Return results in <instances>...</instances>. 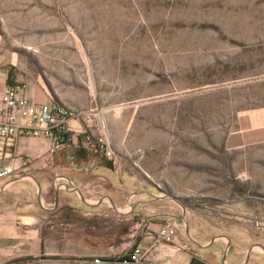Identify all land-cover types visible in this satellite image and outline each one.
I'll return each instance as SVG.
<instances>
[{"label":"rangeland","instance_id":"374dc122","mask_svg":"<svg viewBox=\"0 0 264 264\" xmlns=\"http://www.w3.org/2000/svg\"><path fill=\"white\" fill-rule=\"evenodd\" d=\"M0 58L108 140L140 223L264 241V0H0Z\"/></svg>","mask_w":264,"mask_h":264},{"label":"crops","instance_id":"0c3cea01","mask_svg":"<svg viewBox=\"0 0 264 264\" xmlns=\"http://www.w3.org/2000/svg\"><path fill=\"white\" fill-rule=\"evenodd\" d=\"M2 64L0 58V94L9 86L10 72ZM27 95L46 102L43 93ZM260 128L264 143L263 110ZM54 146L51 137L20 136L10 153L0 156V167L15 169L0 178V264L114 262L127 260L133 248L144 257L126 264H264L262 240L200 238L185 217H168L155 208L143 213L141 222L147 223H140L133 193L101 153L79 135L51 152ZM166 223L178 230L175 243L156 242ZM178 243L191 248L176 251Z\"/></svg>","mask_w":264,"mask_h":264},{"label":"built area","instance_id":"2783aa9c","mask_svg":"<svg viewBox=\"0 0 264 264\" xmlns=\"http://www.w3.org/2000/svg\"><path fill=\"white\" fill-rule=\"evenodd\" d=\"M75 123V124H74ZM77 123V125H76ZM85 135L83 139L86 145L92 146L94 150L101 153L106 159H114V152L109 146L108 140L100 133L99 142L91 144V135H87L83 124L76 121L68 111L48 102H35L18 88L7 86L0 94V156L10 153L18 137L20 136H47L51 137L55 147L66 145L74 141L76 136ZM1 158V157H0ZM14 167L9 165L0 167V178L13 174ZM61 187L68 189L62 183ZM72 192H79L78 189H70ZM178 237L176 226L166 223L160 227L156 242L164 241L175 243ZM176 251L190 250V245L185 243L173 244ZM144 257L140 248H133L126 259H119L114 262H98L96 264H126L127 262L139 263Z\"/></svg>","mask_w":264,"mask_h":264},{"label":"trees","instance_id":"16d2710c","mask_svg":"<svg viewBox=\"0 0 264 264\" xmlns=\"http://www.w3.org/2000/svg\"><path fill=\"white\" fill-rule=\"evenodd\" d=\"M106 165H107L108 167H110V168H113V165H112V163H111V162H109V161H106Z\"/></svg>","mask_w":264,"mask_h":264}]
</instances>
